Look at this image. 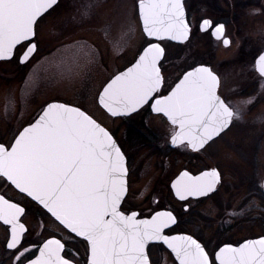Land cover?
I'll return each mask as SVG.
<instances>
[{"label": "snow or ice", "instance_id": "1", "mask_svg": "<svg viewBox=\"0 0 264 264\" xmlns=\"http://www.w3.org/2000/svg\"><path fill=\"white\" fill-rule=\"evenodd\" d=\"M59 2L0 0V61L16 59L28 64L39 50V25L56 12ZM137 7L147 46L131 67L101 85L97 105L114 119L130 118L147 107L170 125L172 147L202 156L243 119L245 107L253 100L233 102L221 78L205 64L185 69L165 93L166 49L153 41L183 43L190 38L185 3L139 0ZM199 28L222 40L224 46L230 45L223 24L203 19ZM98 54V45L73 37L60 52L61 76H78L96 62ZM255 70L264 78V52L258 55ZM34 84L32 73L22 93ZM130 179L126 155L114 133L83 102H47L34 122L18 130L12 141L0 140V186L22 194L82 242L83 264H152L150 244L166 247L176 264H264V236L238 246H218L209 253L207 245L193 235L171 234L180 223L173 211L153 209L150 218H139L138 211L125 207L133 194ZM222 181L219 166L209 165L198 174L182 171L171 188L176 198L187 202L210 198L223 186ZM26 214L27 204L0 193V221L6 226V246L15 264H81L61 239H48L34 245L33 251L26 243L29 230L21 222Z\"/></svg>", "mask_w": 264, "mask_h": 264}, {"label": "flooded vegetation", "instance_id": "2", "mask_svg": "<svg viewBox=\"0 0 264 264\" xmlns=\"http://www.w3.org/2000/svg\"><path fill=\"white\" fill-rule=\"evenodd\" d=\"M83 1L78 0V3L81 4L78 6L80 10L84 4ZM103 1L107 2V0ZM138 3L139 0H136L133 11V16L136 18L133 17L134 21H137L138 18ZM184 3L187 19L191 25L190 38L183 43L169 40L160 41L166 49V58L162 69L167 78L164 92L167 93L171 87H174L180 74L185 69L190 70L191 65L205 64L211 66L221 78L224 91L233 102L253 100L252 104L245 107L243 119L237 122L222 140H219L202 156L172 147L170 144V125L164 118L150 113L147 107L130 118H115L119 119L118 130L99 122L114 133V138L126 155V164L130 171V184L133 194L127 199L125 207L132 211H138L141 214L139 218H150L153 214V209L173 211L180 223L174 227L171 234L193 235V238H198L200 242L207 245L206 250L212 253L218 250V246L222 247L225 244L238 246L239 243L244 242L246 239L264 236V187H262L264 185V78L259 77L255 70V61L258 55L264 52V49L255 55L252 47L250 52V34H248L246 60H242L244 47L239 56L240 58L237 59V63L246 62L244 67L236 66L233 62L229 63L231 57L225 59L219 55L216 57L217 60L219 59V63L216 64L209 61L210 55L208 54H205L204 57L198 56L197 60L192 61L190 41L194 33L210 35L212 41L219 44L222 48L232 46L233 40L227 34L225 22L217 21V18L212 19L207 16L199 19L195 11L199 2L184 0ZM124 4L127 5L126 3ZM94 12L95 10L91 11L89 18L93 16ZM203 19H210L214 25L224 24L225 38L230 40V45L226 47L222 40H216L210 32L200 31L199 25ZM138 23L142 32V22L139 19ZM108 28H110V25H108ZM129 38L126 32L124 36L111 38V41L107 38V40L110 45H113L118 50L120 57L128 49L126 46L129 44ZM135 40H138V42L136 45L137 52L133 60L128 65H122L114 74L119 73L132 64L136 60L137 54L147 45V42L143 44V37L137 36ZM19 54L20 50L18 49L17 56ZM12 61L17 63V70L29 67L31 62L22 65L16 59H12ZM112 75H109L108 79ZM84 87L82 88L83 90L85 89ZM32 90L33 92H31ZM46 90L36 87L35 89H30L28 94H33L34 92H40L41 94ZM28 94H21V101L26 100ZM79 96L83 101L85 97H90L86 92L79 94ZM57 97L38 104L30 119L22 125L19 124L18 128H16L17 126L14 127V131L9 133L8 142L12 141L18 130L38 117L42 107L46 106L47 102H68L70 104L76 102ZM225 149L233 151L236 160L230 162L221 160L220 157ZM154 156H160L162 159L151 160ZM148 157L151 158L148 159ZM233 162L250 166V183L245 174L240 173L241 176L237 178L238 180L226 177L223 164L231 166ZM209 165H218L222 171L223 186L219 191L211 194L210 198H190L187 202L176 198L171 184L177 179L179 174L185 170L198 174L200 170H204ZM0 193H4L6 198L13 202L27 204V214L21 218V222L29 230L26 234V243L28 246L33 247V251H35L34 245L42 244L48 239H61L62 242L67 241V248L70 249L69 254H75L81 264H83L85 253L82 242L78 239H73L69 233L63 231L36 204L28 203V201L24 200L22 194H18L6 185L0 186ZM154 201L159 203H154ZM185 207H187V211L184 210ZM233 213L236 214L234 215ZM250 227L252 232H250ZM6 237V226L0 221V264H15L12 251L6 246ZM149 248L152 264H176L166 247L160 244H150ZM35 254L39 255L38 252Z\"/></svg>", "mask_w": 264, "mask_h": 264}, {"label": "rangeland", "instance_id": "3", "mask_svg": "<svg viewBox=\"0 0 264 264\" xmlns=\"http://www.w3.org/2000/svg\"><path fill=\"white\" fill-rule=\"evenodd\" d=\"M83 2L80 10L78 6L81 4L78 0H61L56 12L39 25V50L29 67L17 70L18 65L14 61H0V140L8 141L9 133L14 131V127L18 128L19 124L28 121L38 104L58 95L57 98L76 101L75 103L83 102L98 121L118 130L119 119L110 118L98 107L96 93L109 75L133 60L138 42L135 37H143V44L147 42L139 29L138 18L134 21L133 11L136 0H132L131 5L130 0H123L127 5L122 0H107V2L84 0ZM189 2H199L195 10L199 19L207 16L225 22L227 34L233 40L232 46L222 48L212 41L210 35L194 33L190 41L192 61L208 54L209 61L216 64L219 63V59H216L219 55L225 59L231 57L229 63L233 62L236 66L244 67L246 62L237 63V59L240 58L244 47L242 60H246L248 34H250V52L252 47L255 55L264 49V0H189ZM92 10L95 12L89 18ZM125 31L127 37H130L126 46L128 49L125 48L123 55L119 57L118 50L110 45L108 40L124 36ZM73 37L82 38L92 43L94 47L98 45L99 54L96 62L83 69L78 76L65 78L61 76L62 66H58L60 52ZM32 73L35 84L31 89L39 87L41 90H47L41 94L27 92L26 100L21 101V94L23 95L21 89ZM83 92L90 95L89 98L85 97L84 101L79 96ZM157 159L162 157L151 158V160ZM220 159L225 162L236 160L235 153L225 149ZM223 165L227 178L237 179L241 174H245L250 183V166L235 162L231 166ZM250 232H252L251 227Z\"/></svg>", "mask_w": 264, "mask_h": 264}, {"label": "water", "instance_id": "4", "mask_svg": "<svg viewBox=\"0 0 264 264\" xmlns=\"http://www.w3.org/2000/svg\"><path fill=\"white\" fill-rule=\"evenodd\" d=\"M186 19H187V15H186ZM187 21H188V19H187ZM142 22V21H141ZM224 25V24H223ZM142 27H143V24H142ZM153 42H159L160 43V41H153ZM176 42V41H175ZM147 46V45H146ZM163 46V45H162ZM164 47V46H163ZM135 63V61L132 63V64H130L129 66H127L125 69H123L122 71H125V70H127V68H129V67H131L133 64ZM122 71H120V72H122ZM118 74V73H117ZM55 102V101H54ZM60 103H63V102H60ZM98 121V120H97ZM34 122V121H33ZM99 122V121H98ZM100 123V122H99ZM27 126V125H26ZM102 126H104L103 124H102ZM160 211H164V210H160ZM259 238H261V237H259ZM259 238H254V239H259Z\"/></svg>", "mask_w": 264, "mask_h": 264}, {"label": "trees", "instance_id": "5", "mask_svg": "<svg viewBox=\"0 0 264 264\" xmlns=\"http://www.w3.org/2000/svg\"><path fill=\"white\" fill-rule=\"evenodd\" d=\"M213 1V0H212ZM247 4V3H246ZM217 13H218V8H217Z\"/></svg>", "mask_w": 264, "mask_h": 264}]
</instances>
